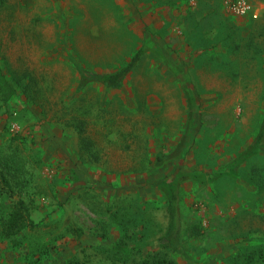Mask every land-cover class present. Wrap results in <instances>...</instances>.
I'll use <instances>...</instances> for the list:
<instances>
[{"label": "rangeland", "instance_id": "obj_1", "mask_svg": "<svg viewBox=\"0 0 264 264\" xmlns=\"http://www.w3.org/2000/svg\"><path fill=\"white\" fill-rule=\"evenodd\" d=\"M222 7L0 0L1 63L16 89L0 107V156L38 224L0 237V264H137L149 254L264 264V144L255 147L264 132V11L255 19ZM138 51L118 85L101 80ZM176 125L181 143H152ZM240 147L248 149L235 158ZM172 188L180 220L166 247ZM12 203L0 198L1 218Z\"/></svg>", "mask_w": 264, "mask_h": 264}, {"label": "trees", "instance_id": "obj_2", "mask_svg": "<svg viewBox=\"0 0 264 264\" xmlns=\"http://www.w3.org/2000/svg\"><path fill=\"white\" fill-rule=\"evenodd\" d=\"M141 58V51H138L132 59L122 68L117 71L106 73L101 76V80L109 85H118L125 76L130 73ZM16 94V89L12 85L11 81L6 76L2 63L0 54V107L2 103L9 101ZM264 132L258 137L255 147L259 148L264 144ZM255 148V150H256ZM8 167V169H7ZM11 165L8 162L3 164V157L0 156V198L9 197L13 199L11 205V211L7 218L0 217V237L2 238H12L17 236L19 233L25 231L26 229H32L37 227V223L32 217V207L31 204L22 197H15L16 191L11 183L8 173ZM19 171V169H18ZM179 194L175 188H172L168 195V231L166 238L168 239L164 245L166 247L175 246V241L172 237L179 227ZM194 235H201V230L199 226H194ZM64 264H80L78 260H71ZM137 264H178L175 260L170 259L166 256L159 254H149Z\"/></svg>", "mask_w": 264, "mask_h": 264}, {"label": "crops", "instance_id": "obj_3", "mask_svg": "<svg viewBox=\"0 0 264 264\" xmlns=\"http://www.w3.org/2000/svg\"><path fill=\"white\" fill-rule=\"evenodd\" d=\"M222 1V8H223V10L224 9H226V7L224 6V3H223V0H221ZM113 4H115L114 2H113ZM191 4V3H190ZM144 7V6H143ZM191 10H195L196 8H194V7H191L190 8ZM257 9L259 10V11H264V9L262 8V4H257ZM190 10V11H191ZM226 12L227 13H230V14H232L231 12H229L227 9H226ZM200 14H204L203 12H199ZM234 15V14H233ZM246 17V16H245ZM249 17V16H248ZM192 31H193V28L191 29ZM194 34H192V35H190V40H194ZM193 44H192V42L190 41V70L191 71H193L194 72V67L196 66V54L193 52L192 53V49H193ZM220 59V58H219ZM217 62H220V60H217ZM222 62H224V60H222ZM218 64V63H217ZM219 65V64H218ZM220 66V65H219ZM136 67V66H135ZM166 77H169L170 76V74H168V72H166V75H165ZM172 76H174V75H172ZM175 77V76H174ZM200 101H198V106H200ZM202 106V105H201ZM203 107V106H202ZM190 108L192 109V105L190 104ZM181 110H185V112H186V110H187V105H184L183 107H182V109ZM181 110H180V113H181ZM201 112L203 111V108H202V110L201 109H199ZM186 115H187V112L186 113H184L183 114V118L185 119L186 118ZM179 119H180V116H179ZM200 119L203 121V118H202V114H200ZM177 126V125H176ZM180 127V125H178L177 127H174V129L172 130V132H171V134L170 135H167V134H164L163 133V131L161 130L160 132H158V135L161 133V136L159 135L158 136V139L157 140H152L153 142L152 143H159L160 142V144L162 143H181L182 142V140H183V137H182V132L180 133V130L178 129ZM194 141V139L192 140V142ZM93 142H94V140H93ZM190 142H191V140H190ZM220 142V141H219ZM253 142V141H252ZM227 142H226V140L224 141V142H221V143H219V146H218V149H220V148H222L225 144H226ZM223 144V145H222ZM164 145V144H163ZM252 145V144H251ZM250 145V146H251ZM249 145H248V147H250ZM248 147H247V149H248ZM246 148H242V147H240L239 148V150H238V153L235 155V158H241V157H243L245 154L243 153V150H245ZM246 149V150H247ZM249 152V151H248ZM243 153V154H242Z\"/></svg>", "mask_w": 264, "mask_h": 264}, {"label": "built area", "instance_id": "obj_4", "mask_svg": "<svg viewBox=\"0 0 264 264\" xmlns=\"http://www.w3.org/2000/svg\"><path fill=\"white\" fill-rule=\"evenodd\" d=\"M224 6L232 14L240 16H251L257 19L259 10L250 0H223Z\"/></svg>", "mask_w": 264, "mask_h": 264}]
</instances>
